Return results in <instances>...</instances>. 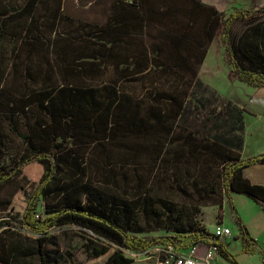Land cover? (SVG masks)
<instances>
[{"label":"trees","instance_id":"trees-1","mask_svg":"<svg viewBox=\"0 0 264 264\" xmlns=\"http://www.w3.org/2000/svg\"><path fill=\"white\" fill-rule=\"evenodd\" d=\"M40 1L24 0L18 7L0 11V43L8 37L6 29L10 23L17 20L25 21L22 25V41L31 45L40 43L41 33L34 26ZM165 1L155 0L151 10L161 8ZM193 1L221 17L222 40L231 65L229 78L264 88V5L253 9H237L224 19L226 14L218 12L213 5L201 0ZM123 3V0L113 1L112 12L104 25L87 24L89 29L77 38L84 42V46H79L75 40L73 47L70 43L64 44L58 51L59 59L64 62V66L59 67L62 83L47 88L40 109L44 121L49 122L52 130L49 148L37 147L30 133L19 128L18 114L12 111V107L0 103V125L6 126L11 134L19 138L26 149V154L19 159L0 163V212L7 211L9 214L5 219L0 218V264H61L65 256L59 248L57 237L51 235L50 230L71 224L92 233L81 245L88 259L98 258L110 251V246L102 240L116 245L108 256L109 264L132 263L133 260L122 249L142 253L153 246L165 245L175 250L190 251L200 243L215 247L216 253L230 264H241L224 240L208 229L194 223L188 228L184 226L187 215L184 210L156 196L154 184H150L153 180L137 174L136 169L132 176L122 174L125 180L123 188H119V179L114 180V186L105 184L108 181H99L101 184L97 185L85 179L83 167L87 164L86 150L81 147L91 144L104 145L105 142L124 139L122 141L130 143L127 146L134 151V160L136 154L145 153L156 164L164 160L168 150L177 160L187 159L189 153L194 157L203 155L211 142L207 131L213 115L204 116L202 125L194 129L178 123L181 116L186 115L183 103L176 95L164 94L156 83L153 84L156 75L149 79V73H144V78L138 82L142 84L149 81L151 86L142 84L139 92L132 88L131 82L116 79L117 67L113 68L111 79H102V40L115 46L117 41L124 39V35H130L132 28L140 27L135 21L136 13H129L123 8L117 10ZM140 3L141 0H133L130 4L141 9L144 5ZM252 17H257L258 22L248 27L238 40L230 39V25L238 19ZM211 23L216 24L214 21ZM119 25L127 27V31L117 29ZM167 35L176 44L183 38L181 33ZM161 43H157V48H152L154 54L151 64L158 61L155 67L162 74L173 71L179 75L182 65L159 63L164 56ZM147 68L146 61L141 71ZM198 85L201 86L202 82H198ZM222 114L227 116L225 112ZM224 123L227 121L216 123L215 138L211 142L220 164L219 186L228 197L244 250L252 251L258 242L250 235L237 212L232 194L246 195L259 204L264 212V184L254 183L244 175L246 168L264 164V152L241 156L239 151L244 146L243 135L237 133L238 128L234 124L228 127ZM191 144L201 146L192 148ZM34 164L43 168L42 174L28 195L22 213L14 216L13 199L4 194L5 187L24 175L26 167ZM134 178L136 188H127ZM223 200L221 194L218 199L208 202L222 208ZM41 201L45 208L44 214L37 213ZM12 222L19 223L39 237L32 244H24L21 236L6 226L12 225ZM156 228H168L176 234L152 237L144 234ZM262 257L264 262V252Z\"/></svg>","mask_w":264,"mask_h":264},{"label":"rangeland","instance_id":"rangeland-1","mask_svg":"<svg viewBox=\"0 0 264 264\" xmlns=\"http://www.w3.org/2000/svg\"><path fill=\"white\" fill-rule=\"evenodd\" d=\"M23 1L0 0V11L18 7ZM113 1H40L34 22L35 28L41 33L40 43L37 44L31 45L22 41L24 20L11 22L6 29L8 37H5L0 43V103L12 107V111L18 114L19 128L30 133L37 147L49 148L50 145L52 130L49 122L44 121L40 109L47 88H54V85L62 83L59 67L60 65L63 67L64 62L59 59L58 51H61L64 44L70 43L73 47L75 40L78 41L79 46H84V42L77 38L89 29H87V24L106 22L112 12L109 9ZM162 73L160 70L154 73L157 78L153 84L156 83L157 88L164 94L176 95L182 101V108L186 115L181 116L178 123L191 129L198 128L202 125L204 116L211 114L213 120L207 131L211 142L215 138L216 123L226 120L227 123L224 124L228 127L234 124L238 128L237 133H241L244 142H246L239 151L241 156L254 155L260 149H264V111L261 112L258 106L260 103L256 104L260 94L249 91L253 90L252 86L250 87L249 84L248 86L237 78H229V75L228 77L223 75L217 81L202 82V85L199 86L193 81H184L181 73L179 75L174 74L173 71L167 75ZM142 84H145L146 87L151 86L149 81L142 82ZM142 84L131 82L132 88L137 92L142 90ZM144 90L146 91V89ZM220 93L228 94V96L223 98ZM235 104L243 106L246 112L238 113V107ZM213 108L214 111H212ZM219 109L220 113L216 111ZM222 112L227 113V116ZM122 140L124 139L105 142L104 145L97 143L81 147L82 150H86L87 164L83 167L85 179L97 185L101 184L98 183L99 181H103V183L108 181L105 184L111 186H114L112 184L114 180L119 179V188H123L125 180H123L122 174L126 173L127 176H132V172L136 169L137 174L153 180L150 184H154L156 196L164 198L167 203L173 202L174 206L184 210V213L187 214L183 221L184 226L187 225L188 228L190 224L194 223L210 232L216 225L229 226L233 235L226 239L229 247L235 249L236 245L241 242V234L228 197L222 193L219 186L220 164L214 151L215 147L211 146V142L203 155L198 154L197 157H194L189 153L186 156L187 159L177 160L168 150L164 160L154 164L145 153H135L134 160V151L127 146L130 143ZM190 146L200 148L201 145L191 144ZM25 154L26 149L21 140L11 134L6 126L0 125V163L17 160ZM42 171L43 168L40 165H30L24 170V175L5 187L4 194L13 199L14 216H19L22 213L25 201L32 188L37 184ZM244 175L252 182L264 184V168L246 169ZM80 176L84 177L82 174ZM135 184L134 178V182L127 188H136ZM109 188L111 187L109 186ZM131 190L129 189V191ZM221 194L224 196L222 208L208 202L218 199ZM232 196L237 211L250 235L258 241L257 253L262 254L264 251V212L262 207L244 194L233 193ZM44 212L45 208L41 201L37 213L44 214ZM8 216L7 211L0 212L1 219ZM6 226L12 228L17 236H21L24 244H32L39 237L38 234L22 227L17 222ZM50 234L57 237L59 248L65 256L61 264H109L108 256L116 248V245L102 240L110 246V251L98 258L88 259L81 245L85 238L92 235L89 230L71 224L54 227L50 230ZM144 234L152 237L176 234V232L168 228H156ZM208 246L206 243L195 246L194 255L203 256ZM165 249V245H156L142 253H135L128 249H122V252L133 260L131 264H162L166 257ZM183 252L188 253L189 251ZM212 260L215 264H229L224 258L217 255L216 251Z\"/></svg>","mask_w":264,"mask_h":264},{"label":"crops","instance_id":"crops-1","mask_svg":"<svg viewBox=\"0 0 264 264\" xmlns=\"http://www.w3.org/2000/svg\"><path fill=\"white\" fill-rule=\"evenodd\" d=\"M123 1L124 3L117 7V10L120 9L121 11L123 8L124 11L129 13H136L137 16L135 21L140 27L139 29L132 28L130 35H124V39L117 41L115 46H111V43L102 40L100 55L102 79H111L110 75H112L114 67H117L115 75H117L116 79L119 81L138 82L144 78L142 76L146 72L149 73V79H151V76L156 75L154 74L157 71L155 66L158 62L155 61L151 64V57L154 54L152 48H157V43L161 42L164 47V56L161 57L162 62L159 63L182 65L183 68L179 69V73L183 75L184 81H193L194 84H196L198 82L217 81L222 78L223 75H227L228 77L231 65L228 61L226 47L222 40L221 27L219 24L221 17L215 14L213 10L201 8L193 0H167L165 1L166 3L156 11L151 10V7L155 6V0H141V4L144 5H141V9L131 6L130 3L133 0ZM201 1L213 5L218 12L225 13L226 15L224 19L237 9H253L255 6L264 5V0ZM112 8L113 2L111 3L109 11H111ZM142 13L146 14L145 17ZM157 17H159L158 20L156 19ZM108 18L109 16L107 17L106 22L108 21ZM256 18L257 17L241 18L233 22L229 27L230 39L238 40L248 27H251L253 23L258 22L259 19ZM212 21L216 22V24L211 25ZM105 23L103 22L100 25H104ZM107 27L110 28V26ZM117 29L122 32L127 31V27L121 25L117 26ZM180 33L183 38L179 44L170 41L169 36L167 35ZM146 61L148 63V68L141 71V66L142 64H145ZM105 66H107L106 70L104 69ZM249 91H255L256 94H260L258 97L259 99L257 98L256 104L260 103L258 106L260 107L261 112H263L264 88L253 87V90ZM220 94L223 98L228 96V94ZM237 107L238 113L242 114L243 112H246V109L243 106L238 104ZM244 143L246 144V142ZM262 152H264V149H260L257 153ZM257 167L264 168V164H256L246 169ZM232 235L233 234H231V236ZM224 243L233 254L237 255V260L241 264H264L262 254L257 253L258 244L253 246L252 251H246L244 250L242 240L236 245L235 249L229 247L227 239L224 240ZM253 260L256 262H252Z\"/></svg>","mask_w":264,"mask_h":264},{"label":"built area","instance_id":"built-area-1","mask_svg":"<svg viewBox=\"0 0 264 264\" xmlns=\"http://www.w3.org/2000/svg\"><path fill=\"white\" fill-rule=\"evenodd\" d=\"M212 233L220 239L225 240L231 236L232 230L229 226L216 225ZM195 246L188 253L183 250H175L172 246H166V257L162 264H215L212 260L213 254L216 251L215 247L208 246L203 256L194 255Z\"/></svg>","mask_w":264,"mask_h":264}]
</instances>
